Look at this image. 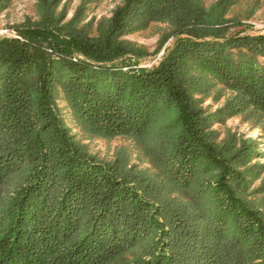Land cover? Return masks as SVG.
<instances>
[{
	"label": "trees",
	"instance_id": "obj_1",
	"mask_svg": "<svg viewBox=\"0 0 264 264\" xmlns=\"http://www.w3.org/2000/svg\"><path fill=\"white\" fill-rule=\"evenodd\" d=\"M239 1L123 0L91 35L80 8L65 21L60 0H37L20 38L0 36V264H264V209L246 198L255 145L212 128L264 114V33L229 32ZM152 21L174 40L137 66L146 52L122 36ZM208 77L233 93L215 112L197 98ZM59 98L86 132L138 140L158 173L122 148L91 154Z\"/></svg>",
	"mask_w": 264,
	"mask_h": 264
},
{
	"label": "rangeland",
	"instance_id": "obj_2",
	"mask_svg": "<svg viewBox=\"0 0 264 264\" xmlns=\"http://www.w3.org/2000/svg\"><path fill=\"white\" fill-rule=\"evenodd\" d=\"M201 1L205 6H209L215 0ZM122 2L123 0H60L57 10L64 11V20L67 21L80 8L77 14L78 26L85 28L89 34L95 35L99 22L108 19ZM226 17L231 19V22H239L231 25L229 32L264 33V0H240L231 6ZM37 18V0H10L8 5L0 11V36L20 38L18 29L28 19L33 21ZM170 30L168 23L152 21L141 29L125 34L122 39L142 47L146 54L138 59L137 66L150 67L157 64L165 48L172 45L173 36H169L162 43L164 35ZM121 59L119 57L116 61L121 62ZM130 59L133 61L134 58ZM206 81L207 85L197 94V98L204 110L215 112L233 93L212 78L208 77ZM57 103L73 138L98 159L113 160L116 152L122 148L127 153L129 164L134 168L151 176L158 173V169L145 154L138 140L127 135L108 137L88 133L75 120L63 98H59ZM212 128L217 131L218 141H222L227 133H233L239 139L251 140L254 143L256 153L251 163L260 164L262 173L254 180L246 198L254 201L260 209H264V192L251 191L264 178V114L249 106L219 119L213 123Z\"/></svg>",
	"mask_w": 264,
	"mask_h": 264
}]
</instances>
